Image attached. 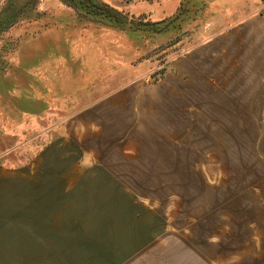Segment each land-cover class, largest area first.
<instances>
[{"label":"rangeland","instance_id":"374dc122","mask_svg":"<svg viewBox=\"0 0 264 264\" xmlns=\"http://www.w3.org/2000/svg\"><path fill=\"white\" fill-rule=\"evenodd\" d=\"M116 3L107 4L126 16L124 23L93 18L62 0H3L0 164L28 165L82 111L130 86L146 104L189 49L264 14V0ZM252 157L208 166L211 176L202 179L170 180L169 195L151 194L147 182L155 181L138 179V198L156 209L165 229L142 236L147 241L134 257L94 251L92 244H59V253L71 250L70 256L40 264H264V150Z\"/></svg>","mask_w":264,"mask_h":264},{"label":"crops","instance_id":"0c3cea01","mask_svg":"<svg viewBox=\"0 0 264 264\" xmlns=\"http://www.w3.org/2000/svg\"><path fill=\"white\" fill-rule=\"evenodd\" d=\"M153 93L145 104L134 86L118 91L82 111L28 165L0 164V264L69 257L59 244L73 243L132 258L165 229L138 198V179L169 195L170 180L202 179L219 162L263 152L264 14L189 49Z\"/></svg>","mask_w":264,"mask_h":264},{"label":"trees","instance_id":"16d2710c","mask_svg":"<svg viewBox=\"0 0 264 264\" xmlns=\"http://www.w3.org/2000/svg\"><path fill=\"white\" fill-rule=\"evenodd\" d=\"M64 3L76 8L79 12L85 13L93 18L104 19L124 23L126 16L119 10L112 8L102 0H62Z\"/></svg>","mask_w":264,"mask_h":264}]
</instances>
